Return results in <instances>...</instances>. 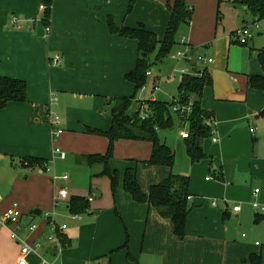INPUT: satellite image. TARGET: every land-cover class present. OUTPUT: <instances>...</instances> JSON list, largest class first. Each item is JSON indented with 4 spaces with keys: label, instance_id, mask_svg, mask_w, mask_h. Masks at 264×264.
<instances>
[{
    "label": "crops",
    "instance_id": "crops-1",
    "mask_svg": "<svg viewBox=\"0 0 264 264\" xmlns=\"http://www.w3.org/2000/svg\"><path fill=\"white\" fill-rule=\"evenodd\" d=\"M187 3L193 16L181 25L186 28L181 43L195 48L197 66L208 69L211 76L201 105L213 113L218 141L206 139L203 148L210 158L192 163L185 136L189 124L176 117L184 150L165 133L175 130V125L159 130L176 156L180 151L178 159L180 155L188 159L174 172L143 163L151 157V142L118 140L114 157L125 159L113 157L109 163L120 177L113 191L110 177L100 175L101 164L89 166L80 159L107 152L109 138L89 129L108 131L113 123L111 99L135 93L126 74L137 65L139 40L114 34L109 22L118 27L143 26L163 39L171 19L169 6L165 0H54L47 34L41 0H0V74L27 82L26 99L0 109V220L15 202L23 212L18 223L0 227V264H18L21 244L12 232L40 245L38 253L29 256V264H38L41 258L51 264H253V255L264 264V218L252 206L255 200L264 204V89L251 84L252 77L264 75L258 59L264 40L255 39V32L247 44L233 39V33L251 27L255 17L250 24L242 16L234 29H222V0ZM55 53L61 54V62H51ZM171 58L175 59L173 54ZM145 89L146 85L142 92ZM53 94L58 102L51 110L62 130L58 137L47 109ZM55 140L67 155L59 171L73 173V178L59 179L68 198L58 205V187L49 172L22 163L37 157L49 164ZM130 167L137 168L145 192L171 172L190 177L193 208L183 239L175 234L170 219L148 203L135 201L124 189V173ZM256 188L260 193L254 195ZM74 196L89 199L87 211H70ZM63 205L66 210H61ZM236 205L239 211L233 210ZM34 209L41 214H32ZM34 224L37 228L31 230ZM63 224L67 228L59 229ZM52 233L63 243L61 252L47 240Z\"/></svg>",
    "mask_w": 264,
    "mask_h": 264
},
{
    "label": "trees",
    "instance_id": "trees-1",
    "mask_svg": "<svg viewBox=\"0 0 264 264\" xmlns=\"http://www.w3.org/2000/svg\"><path fill=\"white\" fill-rule=\"evenodd\" d=\"M171 11V19L163 39L145 27L130 28L118 27L113 21L109 22L111 31L120 36L136 38L139 40V58L134 70L126 74V78L135 84V93L131 97L122 96L111 99V114L113 123L108 131L89 129V132L97 135H105L109 138V147L105 154L81 156L87 165L101 164L103 170L100 175H108L112 181L113 191H116L120 177L117 170L110 167V161L114 157L115 143L121 139L148 141L153 145L150 159L143 163L147 166L161 165L173 168L176 161V152L159 136V130L171 129L178 119L189 124V135L186 137L187 153L192 163L209 159L210 156L204 151L203 142L208 139L218 138L214 132L213 113L205 110L202 105L203 90L212 83L208 69L199 68L192 48V60L186 61L191 71L184 74L179 82L178 95L171 101L158 98H147L138 101L137 93L147 83L150 71L149 54L159 48L158 59L170 53L172 47L178 43L177 34L181 25L189 23L193 16V7L187 0H165ZM243 4L256 18L255 22L264 19V0H236ZM45 7L44 24L50 25L54 0H41ZM255 22L251 25L254 26ZM249 27V25L247 26ZM252 31V30H251ZM247 44V43H246ZM201 58L199 57V60ZM258 59L264 70V49L258 51ZM198 60V61H199ZM200 71L203 74L197 75ZM253 87L264 89V75L251 78ZM27 96V82L23 79L12 78L0 74V109L7 106L11 101H24ZM193 101L192 111L188 115L174 113L173 106L176 102L186 104ZM146 112V116L142 113ZM264 115V110L261 112ZM217 142V141H214ZM27 162V164H25ZM27 167H44L48 161L37 157L23 159ZM190 177L187 175L171 172L160 183L151 186L149 192L143 191L138 180L136 167L127 168L124 173V189L129 192L135 201L148 203L157 210L163 218L170 219L173 223L174 232L183 239L186 235L187 219L193 206L190 195ZM254 192V191H253ZM253 206V205H252ZM89 199L74 196L69 201L70 211L80 214L88 210ZM253 264H261L259 256H252Z\"/></svg>",
    "mask_w": 264,
    "mask_h": 264
},
{
    "label": "rangeland",
    "instance_id": "rangeland-1",
    "mask_svg": "<svg viewBox=\"0 0 264 264\" xmlns=\"http://www.w3.org/2000/svg\"><path fill=\"white\" fill-rule=\"evenodd\" d=\"M246 11H249V10L245 9L244 5L241 4L239 1L222 0L221 16L220 17H221V19L224 17V19L220 21L221 28L223 29V27L226 26L229 30L234 29L236 25L237 26L240 25L242 16L247 17L249 19V23L251 24L253 21V19H252L253 16H251V14H249ZM258 23H259V28H256L255 26H251L250 28H251L253 33L255 32V36H254L255 39L264 40V19L258 20ZM185 29H186L185 26H182L180 28V30L178 31V34H177L178 43L172 47L169 54L162 57L161 59H158L157 58L158 52H159L158 47H157V49H155L154 52L149 54V61L148 62L150 64V71L156 78L148 77L145 91L142 92V89H141L137 93V96L140 98V99L138 98V101L143 99V98L146 99L152 95L153 87L155 84V79H159L161 84H160V90L156 91L155 95L153 97L158 98V99H162L165 101H169L172 99L171 96H173V95L177 96L178 95V85L180 82V78L182 77V74L179 73L178 71H176L175 69L176 68H182V67L186 66L187 70L189 71V67L186 65L184 60L180 61V60L172 59L171 55L177 54L178 52H184L185 51V49H186L185 45L181 43V38L183 37L184 34H186ZM259 29H260V32H258ZM161 37H162V35H161ZM177 119H178V117H177ZM177 126L178 125L176 122L175 130H169L165 133L168 135L170 141L173 142V144L175 142V144H176L175 146H178L179 148H181V151H182L185 149V147H184L185 144H184L182 139L178 138L179 137L178 136L179 128ZM184 134L185 133H183V136H184ZM58 140L54 141V147L56 145H59ZM55 142H56V144H55ZM174 148L177 151V148L176 147H174ZM179 152L180 151H177L176 161H175V165L173 167L174 172H176L175 169L178 166H181V163L184 164V163L188 162V159L183 155H182V157L180 155V160L178 159L179 158ZM114 158H118L119 160H122V161L125 159L124 157L122 158V157H119L117 155ZM63 162L64 161L57 158L56 156H54L53 159L51 161H49V167H50L49 174L51 175V178H53L55 175L62 176L65 174H67L70 177L72 176V178H73V173L71 175V172H69L67 170H64V171L61 170V172L59 171V166L61 167L63 165L62 164ZM62 167L64 168L65 166H62ZM46 173L48 174V172H46ZM53 182L59 188L63 181L53 180ZM64 209L66 210V208H64V205H63L61 207V210H64Z\"/></svg>",
    "mask_w": 264,
    "mask_h": 264
},
{
    "label": "built area",
    "instance_id": "built-area-1",
    "mask_svg": "<svg viewBox=\"0 0 264 264\" xmlns=\"http://www.w3.org/2000/svg\"><path fill=\"white\" fill-rule=\"evenodd\" d=\"M41 7L43 9H45L44 5H42ZM245 8H247V7H245ZM13 21H14V23H17V17H14ZM254 26L258 27L259 25H258V23H255ZM50 32H51L50 25L46 26V33L50 34ZM232 36H233V39H235L239 43L246 44L249 42V40L252 37V31H251L250 27L244 26L242 28L237 29L233 33ZM185 41H186V39L183 38L182 42L185 43ZM191 52H192L191 48L187 46L184 52H178L177 54H173V58L180 60V61H183V60L184 61H190L193 58ZM210 61H212V60L210 59ZM51 62L52 63L61 62V55L59 53H55ZM179 72L182 74V76L184 74L188 73L186 67L180 69ZM147 74L149 76L152 75L151 71H148ZM196 74L202 75L203 73L198 71ZM160 84H161V82L159 81V79H155V84L153 87L151 98L155 95L156 91L160 90ZM144 88H145V86L142 88V90H144ZM153 98H155V97H153ZM57 102H58V96H57V94H53L51 97L50 104H48V107H47V109H49L51 111V116L53 117L52 124L55 126L54 128H57V129H54V131H53L54 137H58L62 133V130L59 129V127H58V124H59L58 115L56 112L51 110L52 107L57 104ZM192 108H193V101L192 100L186 104H180V103L176 102L175 105L173 106V111H174V113H177L178 115L183 116V115H188L192 111ZM142 114H143V116H146V112L145 113L143 112ZM214 132H215V129H214ZM185 136L187 137L188 134H185ZM214 141H218V138H214ZM53 154H54V156H56L59 159H65L67 156L66 152L58 146H55L53 148ZM36 168H40V169H42V171H45V172L50 171L49 164H45L44 167L37 166ZM61 178L62 179H68V175H66V174L63 176L55 175L53 177V180H59ZM259 193H260L259 188H256L253 192L254 195H257ZM67 198H68L67 189H65L63 186H60L58 188V195L55 197V203L58 205L60 203V201L65 200ZM213 204L216 205V202L214 201ZM252 205H253L254 209L256 210V212L264 218V204L260 203L258 200H255V201H253ZM240 208L241 207L239 205H236V206H234L233 210L239 211ZM22 215H23V212H22L20 206L18 205L17 202H15L8 209V211L4 214L3 219L0 220V227L8 226V225L10 226L12 224L18 223L20 221ZM36 228H37V224H34L31 226L30 229L35 230ZM58 228L64 230L67 228V225L63 224ZM53 230L56 231V225H53ZM11 236L13 239L19 240V243L21 244L20 258L18 260V264H29V259H28L29 256L33 253L37 254L38 253L37 249L39 248L40 245L39 244H36V246L31 245L27 240L21 239V237L16 232H12ZM47 240H48V242L56 243V246H57L59 252H61V250L63 249V243L61 242L60 238L57 236L56 233H52L49 236H47ZM38 264H51V263L48 262L47 260H45L44 258H41V260Z\"/></svg>",
    "mask_w": 264,
    "mask_h": 264
},
{
    "label": "water",
    "instance_id": "water-1",
    "mask_svg": "<svg viewBox=\"0 0 264 264\" xmlns=\"http://www.w3.org/2000/svg\"><path fill=\"white\" fill-rule=\"evenodd\" d=\"M31 213L32 214H41V211H39L38 209H34Z\"/></svg>",
    "mask_w": 264,
    "mask_h": 264
}]
</instances>
